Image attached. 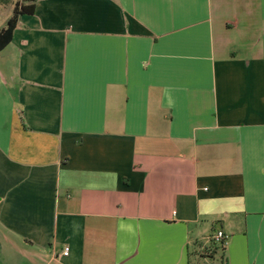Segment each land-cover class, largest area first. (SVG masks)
<instances>
[{
    "label": "crops",
    "instance_id": "0c3cea01",
    "mask_svg": "<svg viewBox=\"0 0 264 264\" xmlns=\"http://www.w3.org/2000/svg\"><path fill=\"white\" fill-rule=\"evenodd\" d=\"M219 253L264 264V0H36L0 50V264Z\"/></svg>",
    "mask_w": 264,
    "mask_h": 264
},
{
    "label": "trees",
    "instance_id": "16d2710c",
    "mask_svg": "<svg viewBox=\"0 0 264 264\" xmlns=\"http://www.w3.org/2000/svg\"><path fill=\"white\" fill-rule=\"evenodd\" d=\"M11 0H0L8 4ZM36 0H17L14 5L13 15L8 19L7 25L0 29V50L4 49L11 41L18 19L22 14H32L35 11ZM219 248H224V240L220 241Z\"/></svg>",
    "mask_w": 264,
    "mask_h": 264
},
{
    "label": "rangeland",
    "instance_id": "374dc122",
    "mask_svg": "<svg viewBox=\"0 0 264 264\" xmlns=\"http://www.w3.org/2000/svg\"><path fill=\"white\" fill-rule=\"evenodd\" d=\"M16 1L17 0H11L8 4L0 2V28L6 26L8 19L13 15ZM194 264H222V256L219 253L215 255L214 259H208L206 262L200 260V262H194Z\"/></svg>",
    "mask_w": 264,
    "mask_h": 264
},
{
    "label": "built area",
    "instance_id": "2783aa9c",
    "mask_svg": "<svg viewBox=\"0 0 264 264\" xmlns=\"http://www.w3.org/2000/svg\"><path fill=\"white\" fill-rule=\"evenodd\" d=\"M224 238H225V234H224L223 231L216 232V234H215V239L216 240L222 241V240H224ZM68 253H69V247L66 246L65 249H64V254L67 255Z\"/></svg>",
    "mask_w": 264,
    "mask_h": 264
}]
</instances>
